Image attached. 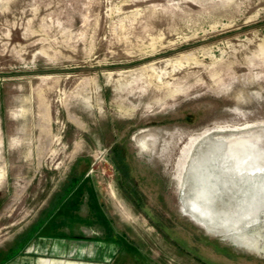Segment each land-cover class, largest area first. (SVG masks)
I'll list each match as a JSON object with an SVG mask.
<instances>
[{
  "label": "rangeland",
  "instance_id": "rangeland-1",
  "mask_svg": "<svg viewBox=\"0 0 264 264\" xmlns=\"http://www.w3.org/2000/svg\"><path fill=\"white\" fill-rule=\"evenodd\" d=\"M244 233L264 0H0V256L33 236L2 264H264Z\"/></svg>",
  "mask_w": 264,
  "mask_h": 264
},
{
  "label": "trees",
  "instance_id": "trees-1",
  "mask_svg": "<svg viewBox=\"0 0 264 264\" xmlns=\"http://www.w3.org/2000/svg\"><path fill=\"white\" fill-rule=\"evenodd\" d=\"M114 152V156H115V166H116V170L119 171L120 173H122L123 175L126 174V170H127V167H126V164L123 162L122 158L119 156L118 154V149H114L113 150ZM75 176H72L69 180L70 182H67L65 183V186L63 187L64 188V191L61 192L57 198V200H55V203L53 204V207L52 208H57L59 207L60 205L63 204V201H64V194H67L69 192H71L73 190V184L75 182H77V179H75ZM71 185V186H70ZM66 196V195H65ZM57 203V204H56ZM56 204V205H55ZM52 213V212H51ZM50 213V214H51ZM48 219V218H47ZM46 222V219L43 220V223L42 221L40 222L41 224L39 225V228ZM39 228H37V230H39ZM32 235L28 234L26 237H22L21 238V241H18L17 245L14 246L13 248H15V250H11L6 256L4 255V257H1L0 256V264H2L3 262H5L6 260L10 259V258H13L17 253H19L23 248L26 247V244L29 243V241L32 239V237H30ZM30 239V240H29Z\"/></svg>",
  "mask_w": 264,
  "mask_h": 264
},
{
  "label": "bare ground",
  "instance_id": "bare-ground-1",
  "mask_svg": "<svg viewBox=\"0 0 264 264\" xmlns=\"http://www.w3.org/2000/svg\"><path fill=\"white\" fill-rule=\"evenodd\" d=\"M242 143V142H241ZM249 153V152H248ZM244 159V158H243ZM242 159V160H243ZM236 163V162H235ZM243 163V162H242ZM222 165V164H221ZM232 171V170H231ZM258 172V171H257ZM206 173V172H205ZM212 175V174H211ZM206 178V177H205ZM214 178V177H213ZM210 179V177H209ZM218 181V179H217ZM208 182V181H207ZM206 182V183H207ZM205 183V184H206ZM212 184V183H211ZM261 185V184H260ZM210 187V186H209ZM216 187V186H215ZM254 187V186H253ZM258 187V186H257ZM204 189V188H203ZM201 189V190H203ZM200 190V191H201ZM248 190V189H247ZM206 191V190H205ZM251 192V191H250ZM253 192V191H252ZM251 192V193H252ZM199 193V192H198ZM202 193V192H201ZM203 194H208V193H204ZM202 196V195H201ZM203 197V196H202ZM257 198V197H256ZM205 199L207 200V202L209 201V197H205ZM256 201V200H255ZM196 205V204H195ZM252 223V222H251ZM235 224V223H234ZM224 226V225H223ZM228 229V228H227ZM223 231V230H222ZM239 236V239L241 240L242 243H245L248 247L252 248V249H255L259 252H263L264 253V242H261L259 241L256 237L254 236H251V235H246L245 233L244 234H237ZM260 235V234H259ZM264 241V240H262Z\"/></svg>",
  "mask_w": 264,
  "mask_h": 264
},
{
  "label": "crops",
  "instance_id": "crops-1",
  "mask_svg": "<svg viewBox=\"0 0 264 264\" xmlns=\"http://www.w3.org/2000/svg\"><path fill=\"white\" fill-rule=\"evenodd\" d=\"M41 246H40V244L39 243H35V245L33 246V250H35V251H37V249H39ZM23 257H24V260H25V258H26V255H22ZM32 255H27V258H28V261H31V259H32V257H31ZM15 259V257H13L12 258V260H14ZM12 262V261H11Z\"/></svg>",
  "mask_w": 264,
  "mask_h": 264
}]
</instances>
